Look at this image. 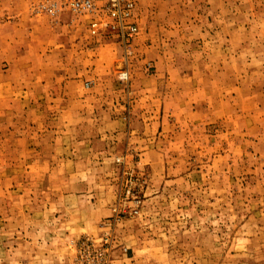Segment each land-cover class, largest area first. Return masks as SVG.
Wrapping results in <instances>:
<instances>
[{
    "label": "rangeland",
    "instance_id": "rangeland-1",
    "mask_svg": "<svg viewBox=\"0 0 264 264\" xmlns=\"http://www.w3.org/2000/svg\"><path fill=\"white\" fill-rule=\"evenodd\" d=\"M131 1L0 0V264H264V0Z\"/></svg>",
    "mask_w": 264,
    "mask_h": 264
},
{
    "label": "built area",
    "instance_id": "built-area-1",
    "mask_svg": "<svg viewBox=\"0 0 264 264\" xmlns=\"http://www.w3.org/2000/svg\"><path fill=\"white\" fill-rule=\"evenodd\" d=\"M101 0H34V10L36 13H46L50 17H55L63 11H70L75 14H89L97 11L98 2ZM109 4V13L113 18L122 20V8H132L131 0H105ZM120 20V21H121ZM135 28L132 29L134 31Z\"/></svg>",
    "mask_w": 264,
    "mask_h": 264
}]
</instances>
